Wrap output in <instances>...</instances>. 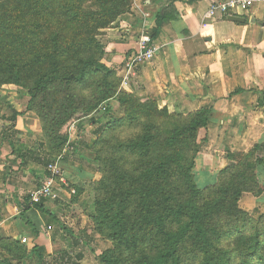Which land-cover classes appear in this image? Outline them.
<instances>
[{
	"label": "crops",
	"instance_id": "0c3cea01",
	"mask_svg": "<svg viewBox=\"0 0 264 264\" xmlns=\"http://www.w3.org/2000/svg\"><path fill=\"white\" fill-rule=\"evenodd\" d=\"M213 1L134 0L130 11L107 28L101 58L107 67L124 73L123 60L135 45L139 17L148 14L152 30L157 12L166 17L154 38L158 45L154 58L137 66L124 79L123 88L168 112L209 111L206 125L197 132L202 138L193 168L194 174L201 171L205 175L229 163L227 152L245 153L264 143V0H255L239 11L244 22L210 15ZM22 93L3 91L8 98L0 105L5 117L8 107L17 112L13 121L0 120V259L12 262L20 258V264H44L48 259L51 264H67L65 204L59 199L43 201L38 207L28 204V193L39 184L45 170L28 152L17 148V137L28 145L39 130L30 112L17 108ZM60 166L64 176L74 169L67 160H61ZM261 169L258 181L262 193H243L238 201L241 209L254 212L264 207ZM65 195L67 180L61 199ZM5 241L11 242L9 248ZM20 248L29 261L25 262L23 255H9Z\"/></svg>",
	"mask_w": 264,
	"mask_h": 264
},
{
	"label": "rangeland",
	"instance_id": "374dc122",
	"mask_svg": "<svg viewBox=\"0 0 264 264\" xmlns=\"http://www.w3.org/2000/svg\"><path fill=\"white\" fill-rule=\"evenodd\" d=\"M133 2L117 0L115 7L122 11L120 16L130 11ZM115 21L99 30L95 36L102 49L107 41L106 30L113 27ZM56 30L57 26L45 37L48 38ZM75 30L73 27L71 32H67V29L62 32L58 49L64 53L60 56L53 57L51 45L43 46V43L38 44L28 56L18 47L19 53L14 58H11V53L0 49V60L10 59L16 63L17 72L20 68L18 76L23 84H0V105L8 98H4L5 94L21 90L23 93L17 97V108L29 111L39 130L28 145L21 143L17 137V148L28 152V156L44 170L57 157L69 161L74 167L67 171V176L63 175V178H67H64L67 180V196H64V200L59 199L65 204L67 212V264H148V258L155 254L160 239L158 234L153 236L150 232L147 217L139 213V207L144 211L149 200H145L146 187L150 185L146 176L150 164L161 161V140L166 136V128L185 123L189 114L155 112L152 100L140 99L123 88L124 73L102 63L103 54L95 65L99 73L89 72L84 75V80L71 82V72L77 71L80 66L75 61L77 56L67 53V35L75 33ZM18 48L14 50L18 51ZM94 50V47L90 48V51L96 52ZM14 70L11 69V72ZM52 70L58 77L43 90L37 87ZM11 72L0 64V79L13 77ZM3 112L0 107V120L7 121H13L17 113L9 107L6 117ZM148 122L154 123L153 143L148 151L141 152L134 149L132 143L142 134ZM201 138V135H196L194 143L197 147L193 143L188 147L198 149ZM184 145L180 143L172 147L182 153L187 148ZM263 150L264 143L260 144L258 152L262 155ZM239 159L240 156H237L234 161ZM261 168L264 166L258 170ZM218 171L209 175L201 171L194 174L197 186L206 189L204 199L211 198L213 192L209 187L216 182ZM138 197L141 199L139 206ZM242 210L258 224L246 225L242 220L238 222V218L229 220L221 216L218 221L212 222L219 232L233 225L238 229L236 233L231 230L226 237L214 241L212 249L217 247L231 254V264H264V245L257 251L259 255L254 262L248 258L254 257L256 250L252 251L248 241L240 240L241 234L250 239L258 231L259 223L261 220L264 222V207L254 212ZM182 220L174 219L169 224L168 218H162L169 227H176ZM225 222L230 225L226 226ZM178 251L179 264H205L202 252L190 237L181 242ZM16 252L23 254L25 262L29 261L23 249ZM104 254L109 260L104 261ZM3 260V264H10L7 258ZM19 261H12L11 264H20ZM46 261L48 263L44 264H51L48 259Z\"/></svg>",
	"mask_w": 264,
	"mask_h": 264
},
{
	"label": "trees",
	"instance_id": "16d2710c",
	"mask_svg": "<svg viewBox=\"0 0 264 264\" xmlns=\"http://www.w3.org/2000/svg\"><path fill=\"white\" fill-rule=\"evenodd\" d=\"M116 2L117 0H0V49L2 52L11 53V58H14L18 55L20 47L28 56L38 44L43 43V46L51 45L53 57L60 56L64 53L58 49L62 41V32L66 29L67 32H71L75 27V33L67 35V53L77 56L75 61L79 62L80 66L77 71L71 72L70 78L71 82L82 81L86 73H99L95 65L103 54V49L95 36L99 30L108 27L121 15L122 11L116 10ZM88 3L92 6H86ZM165 18L160 12L156 13L155 28L151 32L153 38L157 35L160 22ZM56 26V32L51 33L48 38L45 37ZM91 47H94L96 52L90 51ZM86 54L87 56H83ZM0 64L8 69V72L15 68L14 72H11L13 77L0 79V84L23 85L18 76L20 68L17 72L16 63L4 59L0 60ZM101 74L105 77V74ZM56 77L58 75L54 70L48 72V76L37 87L45 89ZM153 104L155 112L167 114L166 109H158L154 102ZM208 114L206 108H201L189 114L185 123L178 127L166 128V136L161 140L163 146L161 161L150 164L146 176L150 185L146 187L145 192V200L147 198L149 200L144 211V208L139 207V213L147 217L146 223L150 226L152 235H159L160 245L155 254L148 258V264H179L178 250L181 242L188 237L194 240L196 248L202 252L205 264H231V254L212 247L214 241L226 237L231 230L236 233L238 228L233 225L228 230L219 232L212 222L224 216L229 220L238 218V222L242 220L246 225L258 224L239 207L238 201L245 192L255 196L262 193L258 181V168L264 166V150L262 155L258 152L260 144L254 145L245 153H226L229 163L218 171L216 182L209 187L213 192L210 199L203 198L206 189L199 188L194 180L193 168L198 149H191L188 146L192 143L195 145L197 132L206 125ZM153 128L154 123L148 122L142 134L132 143L134 149L148 151L153 143ZM180 143L187 146L182 153H178L172 147ZM237 156H240V159L234 161ZM140 200L138 197V206ZM162 218H168L169 224L174 219L183 220L176 227H169L163 223ZM262 221L258 225V231H255L250 239L244 234H241L240 238L250 243L252 251L256 250L253 253L254 257L248 258L254 262L259 255L257 251L264 245ZM225 225L228 226L230 223L225 222ZM10 245L11 242L5 241L7 248ZM18 250L22 251L21 248ZM16 251L17 249L9 255H17ZM20 255L23 254L17 257ZM103 259L107 261L109 257L104 254ZM3 261L0 259V264H3ZM256 261L259 262L258 259ZM8 263L11 264L9 261Z\"/></svg>",
	"mask_w": 264,
	"mask_h": 264
},
{
	"label": "built area",
	"instance_id": "2783aa9c",
	"mask_svg": "<svg viewBox=\"0 0 264 264\" xmlns=\"http://www.w3.org/2000/svg\"><path fill=\"white\" fill-rule=\"evenodd\" d=\"M255 0H215L208 9L213 16L238 15L240 10L248 8ZM153 24L148 14L141 15V24L133 49L123 60V79H127L139 65L150 62L158 50L155 39L151 36ZM61 158L50 161L39 184L28 193V204L34 206L46 200H58L63 193L65 179L60 166Z\"/></svg>",
	"mask_w": 264,
	"mask_h": 264
},
{
	"label": "water",
	"instance_id": "95a60500",
	"mask_svg": "<svg viewBox=\"0 0 264 264\" xmlns=\"http://www.w3.org/2000/svg\"><path fill=\"white\" fill-rule=\"evenodd\" d=\"M228 20H231L233 22H244L245 19L242 16L239 15H233V14H229L226 16Z\"/></svg>",
	"mask_w": 264,
	"mask_h": 264
}]
</instances>
